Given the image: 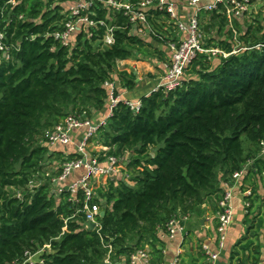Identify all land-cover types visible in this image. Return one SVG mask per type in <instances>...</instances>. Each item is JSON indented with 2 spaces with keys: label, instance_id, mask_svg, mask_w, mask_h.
<instances>
[{
  "label": "trees",
  "instance_id": "1",
  "mask_svg": "<svg viewBox=\"0 0 264 264\" xmlns=\"http://www.w3.org/2000/svg\"><path fill=\"white\" fill-rule=\"evenodd\" d=\"M10 1L0 0V31L10 48V59L0 62V264H23L26 252L43 261L35 264H105L108 244L114 264L146 245L152 248V264H163L158 229L175 215H192L219 201L222 181L260 152L264 46L217 65L201 57L190 67L195 77L187 78L189 68L177 90L142 97L137 114L119 102L92 142L108 148L102 156L130 153L127 168L136 175L135 185L111 179L99 188L101 201L93 203L105 216L98 233L86 228L83 192L77 200L69 191L58 198L51 176L31 190L49 153L40 137L70 114L91 119L102 111L110 103L105 84L115 82L116 75L124 88L134 89L136 77L117 74L116 65L153 46L122 29L113 47L101 49L105 28L99 27L92 39L78 35L64 47L54 33L65 18L63 4L72 0ZM98 13L97 20L106 24L125 22L121 15L110 19L105 10ZM224 25L223 19L220 34ZM244 37L250 46L264 45V24L251 26ZM226 49L230 52L231 46ZM254 165L256 172L249 174L262 172L259 161ZM246 201L250 212L256 200L250 196ZM259 228L253 221L230 264L259 263Z\"/></svg>",
  "mask_w": 264,
  "mask_h": 264
},
{
  "label": "built area",
  "instance_id": "2",
  "mask_svg": "<svg viewBox=\"0 0 264 264\" xmlns=\"http://www.w3.org/2000/svg\"><path fill=\"white\" fill-rule=\"evenodd\" d=\"M13 5L15 0L10 1ZM65 18L59 24L60 30L54 33V38L64 47L72 46L78 35H83L90 40L99 27L105 28L104 35L100 39V48H111L116 43L115 33L117 30H128L130 35L138 36L145 41L157 39L163 46L171 50V57L165 65V73L160 84L154 92L163 90L172 92L177 90L184 80L187 70L201 57L208 62L217 65L221 59H227L232 55H238L252 49H261L264 45L250 46L246 43L245 37L251 26L259 22L264 24V0H72L64 3ZM105 10L106 17L121 15L124 24L120 27L106 24L105 21L97 20L98 11ZM225 20L222 33L220 34V22ZM5 35L0 31V62L2 59L9 60L10 48L3 44ZM231 46L229 52L226 47ZM106 87L110 90V115L112 116L119 102L130 108L134 113H139L142 108V101H131L122 99L115 95L116 83L107 82ZM108 120L100 126L93 125L91 119L86 116L70 114L60 123L45 131L43 146L50 149L70 146L77 131L86 129V134L78 147L77 152L68 157L61 167L58 176L52 178L53 185L64 183L74 171L84 170L83 176L65 189L57 190L58 195L69 191L75 200L79 192L84 194V207L82 212L86 215V223L96 224L95 230L98 233L102 226L99 221L103 212L100 205L93 203L94 200L101 201L97 194L94 179L99 176L110 175L126 169L132 155L125 156L105 155L91 157L89 148L97 137L99 130L106 127ZM261 154H264V141L260 143ZM108 151V148H107ZM106 151V152H107ZM101 158L107 159L110 166L104 168ZM252 169L255 165L250 164ZM245 169V168H244ZM244 169L235 173L231 178L239 179L244 174ZM36 183V176L30 182L31 190L39 186ZM228 187L224 191L219 202L220 211L218 214V244L223 248L229 228L233 222L234 211L231 205L233 190ZM77 200V199H76ZM249 204H247V207ZM181 214L175 215L164 227L158 229L166 236L174 239L183 238L185 227L184 217ZM188 216V215H187ZM108 248V255L105 264H114L111 259L113 247ZM204 254L209 260L215 261L217 254L212 253L207 246L203 247ZM23 264H35L37 254L25 253ZM119 264H152L151 252L146 249H138L130 255L128 261Z\"/></svg>",
  "mask_w": 264,
  "mask_h": 264
},
{
  "label": "crops",
  "instance_id": "3",
  "mask_svg": "<svg viewBox=\"0 0 264 264\" xmlns=\"http://www.w3.org/2000/svg\"><path fill=\"white\" fill-rule=\"evenodd\" d=\"M152 46H156L157 53L160 55V59H154L155 70H150L152 78H146L141 75L138 70H133L129 67L126 72L134 75L135 78V88L132 90L121 88V84L116 83V88L118 90V95L125 100L138 101L142 97L150 95L156 87L160 84L161 79L165 73V65L171 57V50L163 45H154L152 40L147 41ZM122 61H118L120 63ZM126 63V62H125ZM130 69L133 70L130 72ZM116 81V80H115ZM110 115V103L109 100L105 108L100 112H94L91 118L93 125L100 126L104 121L109 120ZM86 129H81L76 132L73 142L67 147H58L55 149H50L48 156L46 158L49 164H60L57 166L56 171H61V167L68 157L73 156L82 141V138L86 134ZM102 150H99V155L102 156L103 153L107 151V148L100 146ZM261 151V149H260ZM91 157H94L90 155ZM259 161V167L262 172L256 174H249L250 170L256 172V168L252 169L250 164ZM104 168L110 166L108 160L102 162L101 164ZM128 170V168H126ZM122 169V170H126ZM120 172H115L110 175L101 176V179H107L111 177L114 180L116 175ZM84 174V170H76L72 175L64 182L53 185V193L59 198V189H65L69 185L77 182ZM131 186L135 185L134 178L129 177ZM55 178V175H52ZM136 177V175H135ZM229 183V188L233 190V199L231 205L234 211L233 222L229 228L225 244L223 248L220 249L218 244L219 234H218V214L220 211L219 201L214 200L200 208V210L192 215L184 217L183 225L185 227V234L183 238H170L163 234V232H158V247L162 251L164 263L163 264H230L231 253L234 251L235 246L248 235V230L253 221L255 224H259L260 228L257 233L256 244L259 246V252L261 254L260 261L258 264H264V154L259 152L254 154V156L247 162L244 174L239 179L229 178L227 181H222L221 188L224 191L228 190L225 186ZM106 184L97 186L98 188H106ZM253 196L256 200L253 209L249 212L247 211L246 198ZM250 214V215H249ZM182 217V215H180ZM254 235V234H253ZM252 236V234H251ZM207 246L209 250L218 255L217 260L212 261L204 254L203 247ZM144 248L148 249L152 255V248L150 245H146ZM153 261V255H152ZM125 262V260H123ZM251 264V263H249Z\"/></svg>",
  "mask_w": 264,
  "mask_h": 264
},
{
  "label": "rangeland",
  "instance_id": "4",
  "mask_svg": "<svg viewBox=\"0 0 264 264\" xmlns=\"http://www.w3.org/2000/svg\"><path fill=\"white\" fill-rule=\"evenodd\" d=\"M153 49L155 50L156 46H153ZM153 49L148 50L147 54L136 53L133 58L126 60V61H122L120 63H117V65H116L117 74L126 72L127 69L129 71V67H131V68H133V70L135 69V70H138L139 72H141V75L143 77L152 78L151 73L149 74L148 72H150V70H153V69L155 70V63L153 62V60L157 59V58L160 59V55L157 54V50L154 51ZM133 70L130 69V72H132ZM193 71H194V67L190 68V72L188 73L187 78H190L191 76L195 77V75L192 73ZM119 76L116 75V78H115L116 81L115 82H117L118 84L119 83L121 84V80L119 79ZM120 78H121V76H120ZM121 88H124L122 84H121ZM82 116H85V115L83 114ZM48 129H46V130H48ZM45 131L43 132V134H45ZM43 139H44V135L42 137H40V140H41L40 144L43 143L42 142ZM99 150H102V148L98 145L97 142H93V144L89 148V153H90V155L97 157L99 159L100 158L98 156L99 152H100ZM101 161H102V159H101ZM103 161H105V160H103ZM57 166L60 167V164L59 165L49 164L45 160L43 162V171H42L41 175L36 176V183L38 184L40 182H43V179L50 178V176L53 178L54 176H52V175L58 176L59 171H56ZM127 173L129 175V177L136 178L135 174L130 172L129 169L128 170L127 169L126 170L121 169V173L119 175H116L114 180L125 181L129 185L133 184L131 182V180L128 177H126ZM109 180H111V177L104 180V179H101V176H99L96 179H94L93 184H95V188L97 186H101L102 184H106V186H107L109 183ZM98 190H99V188L96 189L97 194L99 195Z\"/></svg>",
  "mask_w": 264,
  "mask_h": 264
},
{
  "label": "water",
  "instance_id": "5",
  "mask_svg": "<svg viewBox=\"0 0 264 264\" xmlns=\"http://www.w3.org/2000/svg\"><path fill=\"white\" fill-rule=\"evenodd\" d=\"M104 216H105V212L103 211V212L101 213V217L103 218ZM86 228H87L88 230H90V231H94L95 228H96V224L93 223V222H88V223H86Z\"/></svg>",
  "mask_w": 264,
  "mask_h": 264
}]
</instances>
